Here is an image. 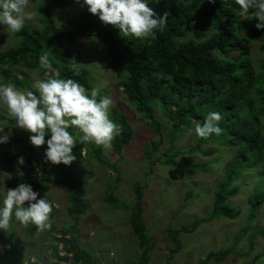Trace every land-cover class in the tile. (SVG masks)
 I'll return each instance as SVG.
<instances>
[{
	"label": "trees",
	"instance_id": "16d2710c",
	"mask_svg": "<svg viewBox=\"0 0 264 264\" xmlns=\"http://www.w3.org/2000/svg\"><path fill=\"white\" fill-rule=\"evenodd\" d=\"M76 3L81 7L79 15L72 17L67 23L58 24L55 10L68 9ZM149 7L159 15L167 13V23L156 30L154 38L138 39L133 36L122 37L118 29L110 24L105 25L90 14L87 6H82V0H39L40 27L28 24L21 32L14 33L18 44L0 56V83L5 85L12 83L17 90L22 91L29 88L31 80L25 77L26 70L40 69L38 57L47 50L54 66L61 72V78L72 77L91 89L93 84L90 70L79 64L81 53L68 47L67 43L77 41L79 36H95L105 43V53L109 57L113 75L126 94L129 105L143 116L154 136H157V139H151L145 145V158L152 165L162 162L166 156L165 159L172 166L178 164L185 169L203 172H212L209 166L212 160L210 162L189 160L184 164L176 159L173 151L171 154L165 152L163 157L152 159L153 151L159 149L164 141L162 123L157 116L156 107H160L167 116L170 140H176L180 132L192 125L202 124L209 112L219 111L224 117L219 122L223 128L219 136L212 135L208 139L197 137L195 145L178 148L176 151L188 153L189 156L199 152L209 157L220 151L219 148L223 145L232 151L223 167L224 176L218 180L211 219L220 216L234 219L239 216L242 209L229 199L242 190L248 175H253L255 185L247 197L249 215L246 227L239 231L241 236L235 238L238 245L264 204V123L261 122V115L264 113V69H261L258 75L254 73L258 64L256 67L253 65L246 44L264 38V30L255 28V18L244 21L238 17L240 9L235 0H215V3H210L209 0H159L156 3L153 0ZM248 15L251 16L252 12L250 11ZM5 41L7 33L5 27L0 26V46ZM216 49L220 50L222 59L214 58ZM209 59L212 64L206 62ZM73 64L79 69V76H73ZM263 66L264 64H261V68ZM39 73L45 74L41 69ZM210 73L218 74L220 79L212 76L204 80ZM252 95L262 100L250 98ZM231 105L235 108H230ZM2 118L15 123L8 119L7 114H3ZM110 118L122 125V134L113 141V157L105 158L104 149L93 143H88L85 148L88 156L91 155L99 163L118 173V178L114 179L117 185L120 180L118 164L124 157L125 148L131 143L135 130L127 115L117 107L112 108ZM8 130L7 128L6 132ZM8 133L10 140L6 146L18 145L27 164L23 173L7 182L5 189L14 188L21 182L32 184L36 191L43 188L48 190L52 184L72 187L73 190L69 193L68 213L74 218L83 214L87 209V202L86 187L81 175L77 174L71 165H52L50 162H43L38 148L29 142L28 136L18 139L15 131L10 130ZM212 141L216 145L207 147L206 145ZM82 147L81 144H77L73 149L77 158H81ZM10 159L12 160L13 156L8 158ZM111 185L108 187L110 194L106 195V200L115 207L125 205L115 196L113 192L115 186ZM145 187L140 182L134 184L136 199L130 217L132 230L140 241L141 254L136 260L123 264H149L150 261V252L154 244L143 217ZM192 193L190 191L189 195ZM53 216L51 213V221ZM201 222L199 219L192 225L167 229L175 242L170 259L183 248L178 238L179 233L192 232ZM52 225L57 229L53 222ZM30 231L31 234L37 231L35 225L30 227ZM78 231L76 225L69 229L59 228V236L54 237L57 243L53 245L51 253L57 260L48 262V258H44V262L110 264L99 263L96 256H92L81 246ZM258 234L264 235V225L250 234L251 243L255 242ZM251 250L253 245L244 253L247 252L248 255ZM230 253L228 248L214 250L197 264H208L212 260L222 262ZM260 256H257V259ZM39 261L36 260V264H39Z\"/></svg>",
	"mask_w": 264,
	"mask_h": 264
},
{
	"label": "rangeland",
	"instance_id": "374dc122",
	"mask_svg": "<svg viewBox=\"0 0 264 264\" xmlns=\"http://www.w3.org/2000/svg\"><path fill=\"white\" fill-rule=\"evenodd\" d=\"M38 7L39 0H31L28 11L33 12L34 16L31 20L26 21V25L40 27L41 16ZM80 9V4L76 3L68 9L55 10L56 22L58 24L69 22L72 17L79 15ZM238 17L242 18L240 15ZM243 20L249 21L247 18ZM5 30L7 41L0 46V56L18 44L14 33L6 28ZM223 30L224 28L221 29V31ZM243 35L244 33L241 34V37ZM246 44L253 65L256 67V63L264 62V49H262L264 38ZM67 46L81 53L79 64L90 70L92 88H99L101 93L113 99L111 110L113 107H117L124 112L134 126L135 134L131 143L125 148V155L118 164L120 180L116 183L117 185H115L114 179L118 178V173H114L113 169L99 163L91 155L88 156L85 148L88 143L81 144L83 146L81 158H77L71 167L81 175L85 183L86 211L77 215V218L68 213L69 193L73 190L72 187L52 184L48 190L39 189L40 195L47 196L55 205L52 222L57 226V229H54L52 225L44 232L35 231L31 234V224L24 226L13 218L8 230H0V264H36V260L44 261V258H48V262H55L57 259L51 253L53 245L57 243L54 237L59 236L58 229H69L74 225L79 229L77 233L80 236L81 246L86 248L92 256H96L99 263L123 264L126 261L136 260L141 254L140 241L130 224L131 209L136 199L134 190L136 182L146 186L143 198V217L147 224L148 234L154 244L150 252L149 264H197L211 251L221 248H228L231 251L227 259L222 262L212 260L208 264H264V235L258 234L253 243L249 237L253 231L264 225V204L260 207L253 223L238 245L235 240L237 236H241L239 231L246 227L249 215L247 197L255 185L253 175H248L242 190L229 199L242 209L239 216L234 219L225 216L211 219L218 180L224 176L223 167L232 151L223 145L219 148L220 151L210 157L199 152L192 153L194 155L190 154L192 156H189L188 153L177 152L178 148L183 149L195 145L197 140V136L195 137L196 125L180 132L176 140H170L168 137L170 125L166 120L167 116L164 115L160 107H156L157 116L162 123L164 141L159 149L153 151L152 159L163 157L165 152L171 154L173 151L172 154H176V159L184 164L189 160L199 162L212 160V163L209 164L212 172L185 169L178 164L172 166L165 159L166 156L163 157L162 162L151 165L150 161L145 158L144 148L151 139H157V136H154L143 116L136 113L129 105L126 94L113 75L109 57L105 53V43L95 36L83 35L79 36L77 41L67 43ZM215 52L217 54L219 50ZM261 69L264 68L258 64L254 73L258 75ZM26 71L25 77L31 80V84L44 77V75H40V69ZM3 114H7L6 107L0 106V124L7 125L8 132L15 131L18 139L29 136L26 131L14 127V123L3 119ZM8 132H6L7 135ZM215 145L212 141L206 146L214 147ZM37 148L45 162L44 149L46 145ZM21 155L18 145H0V197L7 192L5 189L7 182L24 171L27 162L23 155L25 164L19 169L17 168V157ZM113 155V148L103 151V156L107 159H111ZM10 156H13L12 160H8ZM150 169L152 170L150 171ZM111 184L115 186L113 191L115 196L125 205L115 207L106 200V195L110 194L108 187ZM190 191L193 192L192 195H189ZM199 219L202 222L194 231L179 233L178 238L183 248L170 259L171 249L175 246V242L167 229L192 225ZM252 245L253 250L248 255L247 252L244 253ZM61 254L64 253L61 252ZM257 256L260 257L257 259ZM63 264L81 263L72 261Z\"/></svg>",
	"mask_w": 264,
	"mask_h": 264
},
{
	"label": "clouds",
	"instance_id": "9594fccd",
	"mask_svg": "<svg viewBox=\"0 0 264 264\" xmlns=\"http://www.w3.org/2000/svg\"><path fill=\"white\" fill-rule=\"evenodd\" d=\"M152 2L82 0V6H87V11L105 25L118 29L122 37L143 39L154 38L156 30L165 26L168 20L167 13L159 15L149 7ZM209 2L215 3V0ZM30 4L31 0H0V26L12 33L21 32L26 21L34 16L28 11ZM235 4L239 5L238 14L243 19L255 18V28L264 30V0H235ZM250 11L251 16L248 15ZM214 58H223L220 50L217 54L215 52ZM38 62L40 69L44 70V77L35 80L29 88L20 91L12 83H0V106L6 107L8 119L15 122L14 127L29 133L28 139L33 146L46 145L44 160L52 165L70 166L77 159L73 151L77 144L93 143L104 150H111L113 141L122 134V125L110 118L113 99L101 95L99 88H86L77 79L61 78V72L54 66L47 50L39 55ZM206 62L212 64L210 59ZM72 69L73 76L80 75L75 64ZM212 76L220 79L218 74L210 73L204 80ZM249 97L261 99L255 95ZM223 118L219 111L209 112L202 124H196L195 134L203 139L219 136L223 132L219 125ZM261 122L264 123V113ZM6 127L0 124V145L9 143ZM24 164V157H17V168ZM54 206L47 196H41L39 191L34 190L32 184L18 183L0 197V230H8L14 218L24 226L35 225L37 231L44 232L52 227Z\"/></svg>",
	"mask_w": 264,
	"mask_h": 264
},
{
	"label": "built area",
	"instance_id": "2783aa9c",
	"mask_svg": "<svg viewBox=\"0 0 264 264\" xmlns=\"http://www.w3.org/2000/svg\"><path fill=\"white\" fill-rule=\"evenodd\" d=\"M39 264H46V262H44V261H39Z\"/></svg>",
	"mask_w": 264,
	"mask_h": 264
}]
</instances>
